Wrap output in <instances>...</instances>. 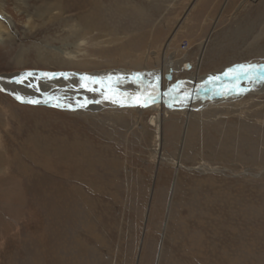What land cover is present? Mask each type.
Returning <instances> with one entry per match:
<instances>
[{
    "label": "rangeland",
    "instance_id": "374dc122",
    "mask_svg": "<svg viewBox=\"0 0 264 264\" xmlns=\"http://www.w3.org/2000/svg\"><path fill=\"white\" fill-rule=\"evenodd\" d=\"M0 21L6 79L183 68L204 44L199 76L264 65V0H0ZM30 101L0 87V264H264V94L163 109L156 159L153 111Z\"/></svg>",
    "mask_w": 264,
    "mask_h": 264
},
{
    "label": "bare ground",
    "instance_id": "6f19581e",
    "mask_svg": "<svg viewBox=\"0 0 264 264\" xmlns=\"http://www.w3.org/2000/svg\"><path fill=\"white\" fill-rule=\"evenodd\" d=\"M82 24L83 35L96 30L94 27L96 26V22L89 16H87V19H85ZM3 30H8V27L0 21V34H3ZM0 39H3L2 36H0ZM205 50L206 46L204 44L200 48L199 57H197L195 65L193 63L184 64L183 68L178 65L177 61L173 60L174 58L170 59V56L169 59L162 57L160 65L162 66V69H164V72L161 71L162 69L143 73L131 72L127 70H109L92 74L60 73L59 76L52 78H43L35 73H31L32 75L28 76V73H23L15 75L13 78L11 77L9 79L1 77L0 87L6 91H12L16 94L18 93L26 98H29L31 101H43L45 103L58 106L65 103L72 104L74 105L73 109L80 108L85 111L120 110L129 108L153 111L157 115L150 121L151 124L154 123L155 126L157 125V136L155 137V145L153 149V156L156 159V157H163V154H160L159 151L162 141L161 125L163 122V118H161L160 121L159 112L163 111V109L174 111H200L206 103H208L209 106L214 103L235 102L245 96H259L264 94V65H245L244 68L234 66L218 74L199 76L200 73L198 69L201 65ZM166 54H169L168 50H165L164 55ZM182 58L184 59V56H182ZM52 59L56 62V60H59V57H54ZM194 67L197 70L195 69V72L192 75L190 74L191 77H189L186 81L178 82L173 86L168 84V81L172 78V74L175 73V70L176 74L177 69H184V71H187L188 73V70L193 71ZM230 69H232L231 72L229 71ZM163 79L164 81H167L166 84L163 82ZM20 80H23V82H18ZM40 88L48 90L49 92L52 91V93L54 91V94H49L47 92L42 93L40 92ZM55 88L61 91H58ZM22 100L25 99L22 97ZM234 104L235 103H233V105ZM194 106L195 108L197 107V109H193ZM186 116L187 123L184 128V134L188 133L189 119L192 115ZM154 120L156 122H154ZM175 127H171V130H169H175L177 128ZM187 144L186 137L184 136L181 145L179 144V158H182L184 148L186 149ZM182 160L184 159L182 158Z\"/></svg>",
    "mask_w": 264,
    "mask_h": 264
},
{
    "label": "water",
    "instance_id": "95a60500",
    "mask_svg": "<svg viewBox=\"0 0 264 264\" xmlns=\"http://www.w3.org/2000/svg\"><path fill=\"white\" fill-rule=\"evenodd\" d=\"M26 73H35V74H37L38 76H41V77H43V78H52V77H56V76H59V72H55V73H49V72H44V71H35V72H26ZM45 73H47V74H54V75H48V76H45V75H43V74H45ZM0 79H1V77H0Z\"/></svg>",
    "mask_w": 264,
    "mask_h": 264
},
{
    "label": "snow or ice",
    "instance_id": "6c2138e0",
    "mask_svg": "<svg viewBox=\"0 0 264 264\" xmlns=\"http://www.w3.org/2000/svg\"><path fill=\"white\" fill-rule=\"evenodd\" d=\"M240 67H241V68H244L245 66L241 65ZM249 67H251V66H249ZM229 71L231 72L232 69H230ZM27 75H28V76H31L32 74H31V73H28ZM43 75L48 76V75H54V74H47V73H45V74H43ZM84 79H87V78H84ZM18 82L22 83L23 80H20V81H18ZM17 98L19 99V97H17ZM30 102H32V103H37L38 101H34V100H33V101H30Z\"/></svg>",
    "mask_w": 264,
    "mask_h": 264
}]
</instances>
